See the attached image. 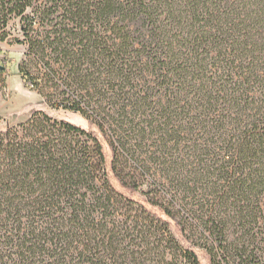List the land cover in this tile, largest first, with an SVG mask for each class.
<instances>
[{"label":"trees","instance_id":"1","mask_svg":"<svg viewBox=\"0 0 264 264\" xmlns=\"http://www.w3.org/2000/svg\"><path fill=\"white\" fill-rule=\"evenodd\" d=\"M7 43L0 264H264V0H0Z\"/></svg>","mask_w":264,"mask_h":264},{"label":"rangeland","instance_id":"2","mask_svg":"<svg viewBox=\"0 0 264 264\" xmlns=\"http://www.w3.org/2000/svg\"><path fill=\"white\" fill-rule=\"evenodd\" d=\"M16 22L12 23V36L11 38H17V25ZM3 48L9 53V62L6 66L7 73L0 74V108L2 106H8L11 108V112L8 118L13 123L17 122V119H24L28 114L34 109L45 108L42 104V98L38 91L31 90L26 87L18 73L19 63L24 59V52L26 47L24 45L14 44H3ZM54 115H59L60 117H66L70 121L81 125L86 128H90L87 122L78 114L73 112H57L55 110H50ZM2 114V113H0ZM4 121L0 120V124ZM145 188H148V184L143 179L140 181ZM154 198L165 205H168V198L161 193H154ZM176 212V217L180 218L177 209L174 208ZM201 264H211L210 258L205 251L199 250Z\"/></svg>","mask_w":264,"mask_h":264},{"label":"crops","instance_id":"3","mask_svg":"<svg viewBox=\"0 0 264 264\" xmlns=\"http://www.w3.org/2000/svg\"><path fill=\"white\" fill-rule=\"evenodd\" d=\"M7 72H5L4 74H6ZM11 112V108L10 107H8V106H2L1 108H0V113H2V114H5V113H10Z\"/></svg>","mask_w":264,"mask_h":264},{"label":"water","instance_id":"4","mask_svg":"<svg viewBox=\"0 0 264 264\" xmlns=\"http://www.w3.org/2000/svg\"><path fill=\"white\" fill-rule=\"evenodd\" d=\"M5 68H6V67H5V66H3V67H2V70H5Z\"/></svg>","mask_w":264,"mask_h":264}]
</instances>
